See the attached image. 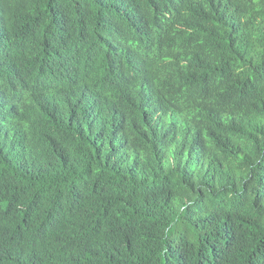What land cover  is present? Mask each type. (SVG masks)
<instances>
[{
  "label": "trees",
  "instance_id": "obj_1",
  "mask_svg": "<svg viewBox=\"0 0 264 264\" xmlns=\"http://www.w3.org/2000/svg\"><path fill=\"white\" fill-rule=\"evenodd\" d=\"M0 264H264V0H0Z\"/></svg>",
  "mask_w": 264,
  "mask_h": 264
}]
</instances>
